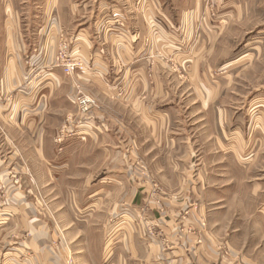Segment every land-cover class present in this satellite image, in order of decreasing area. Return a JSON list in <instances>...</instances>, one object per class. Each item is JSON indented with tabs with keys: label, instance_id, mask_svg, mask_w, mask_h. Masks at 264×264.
Masks as SVG:
<instances>
[{
	"label": "crops",
	"instance_id": "obj_1",
	"mask_svg": "<svg viewBox=\"0 0 264 264\" xmlns=\"http://www.w3.org/2000/svg\"><path fill=\"white\" fill-rule=\"evenodd\" d=\"M210 3L0 0V152H33L39 189L7 192L39 203L5 207L0 231L32 234V264H143L131 219L205 216L219 177L264 169V0ZM63 40L83 70L57 64ZM240 86L257 90L235 109ZM77 88L97 102L87 116Z\"/></svg>",
	"mask_w": 264,
	"mask_h": 264
},
{
	"label": "rangeland",
	"instance_id": "obj_2",
	"mask_svg": "<svg viewBox=\"0 0 264 264\" xmlns=\"http://www.w3.org/2000/svg\"><path fill=\"white\" fill-rule=\"evenodd\" d=\"M63 48L71 55L68 41L63 40L58 53ZM78 90L82 89L77 88L76 93ZM238 90L239 92L236 89L234 92L237 93L234 108L242 109L245 108L243 100L251 98L257 89L240 86ZM254 108V111L258 110L256 105ZM258 138V135L254 137L255 149L259 145ZM15 148L13 145L9 153L0 152V217H3L2 210L5 207H10V212H15L14 209L20 207L18 202L25 204L26 216H32L36 212L34 203H39L34 200L6 199L7 192L39 190L35 188L33 180L34 153H23ZM247 158H244L245 161ZM260 170L257 166L251 168V182L235 178L232 180L231 175L225 180L219 177L220 181L213 186V190L207 192L208 199H203L202 202L207 205L211 200L209 197L218 198L217 209L205 216L188 213L184 216H168L150 210L148 215L141 214L136 219H131L132 238L139 242L138 260L143 264H264V192L256 191L258 186L255 184L257 179H264V169ZM37 176L44 179V174L37 173ZM9 224L4 231H0V264H4L10 255L9 262L5 264H23L25 261H31L32 264V248L19 252L22 248L20 240L31 238L32 234L28 230H17L16 220H11ZM196 228L199 230H195ZM150 253L152 256L146 257ZM13 257L15 260H11ZM69 264L73 263L70 261Z\"/></svg>",
	"mask_w": 264,
	"mask_h": 264
},
{
	"label": "built area",
	"instance_id": "obj_3",
	"mask_svg": "<svg viewBox=\"0 0 264 264\" xmlns=\"http://www.w3.org/2000/svg\"><path fill=\"white\" fill-rule=\"evenodd\" d=\"M212 1H210V5L212 4ZM56 62L64 69V72L67 75H71L76 71H81L84 69L83 64L80 61L73 59V57L65 51V48L61 49V51L57 53ZM73 103L77 107L79 113L83 116H87L92 113V111L97 106L95 98L81 90H78V92L74 94ZM61 133L62 135L57 138L58 143H61L63 139H65L66 134H72V132L69 131L68 126L63 127ZM82 139H84V137H82Z\"/></svg>",
	"mask_w": 264,
	"mask_h": 264
}]
</instances>
